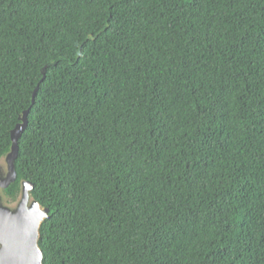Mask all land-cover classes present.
Instances as JSON below:
<instances>
[{"label":"trees","instance_id":"trees-1","mask_svg":"<svg viewBox=\"0 0 264 264\" xmlns=\"http://www.w3.org/2000/svg\"><path fill=\"white\" fill-rule=\"evenodd\" d=\"M26 109L43 264H264V0H0V161Z\"/></svg>","mask_w":264,"mask_h":264},{"label":"water","instance_id":"water-1","mask_svg":"<svg viewBox=\"0 0 264 264\" xmlns=\"http://www.w3.org/2000/svg\"><path fill=\"white\" fill-rule=\"evenodd\" d=\"M45 67L42 68L43 74ZM37 89L38 85L33 91L32 102ZM27 114L28 109L23 111L19 117L20 122L10 131L12 144L4 157L6 172L0 167V189H6L16 180L14 162L18 153V139L27 125ZM32 189L33 183L23 180L15 206L5 205L0 195V264H43V253L38 246L39 227L48 217L49 209L31 199Z\"/></svg>","mask_w":264,"mask_h":264},{"label":"rangeland","instance_id":"rangeland-1","mask_svg":"<svg viewBox=\"0 0 264 264\" xmlns=\"http://www.w3.org/2000/svg\"><path fill=\"white\" fill-rule=\"evenodd\" d=\"M0 167H1V169H2V171L3 172H6V164H5V161H4V159H2L1 161H0ZM0 195H1V189H0ZM2 196V195H1ZM19 196H20V194H19ZM19 196H18V199H19ZM2 200H3V203L5 204V205H8V206H15V204L17 203V201H15V202H10V203H8L7 201H5L4 199H3V197H2Z\"/></svg>","mask_w":264,"mask_h":264},{"label":"flooded vegetation","instance_id":"flooded-vegetation-1","mask_svg":"<svg viewBox=\"0 0 264 264\" xmlns=\"http://www.w3.org/2000/svg\"><path fill=\"white\" fill-rule=\"evenodd\" d=\"M32 199V198H31Z\"/></svg>","mask_w":264,"mask_h":264}]
</instances>
